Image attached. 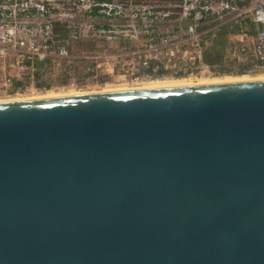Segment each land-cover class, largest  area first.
I'll return each mask as SVG.
<instances>
[{
	"label": "water",
	"instance_id": "obj_1",
	"mask_svg": "<svg viewBox=\"0 0 264 264\" xmlns=\"http://www.w3.org/2000/svg\"><path fill=\"white\" fill-rule=\"evenodd\" d=\"M0 264H264V79L0 103Z\"/></svg>",
	"mask_w": 264,
	"mask_h": 264
},
{
	"label": "built area",
	"instance_id": "obj_2",
	"mask_svg": "<svg viewBox=\"0 0 264 264\" xmlns=\"http://www.w3.org/2000/svg\"><path fill=\"white\" fill-rule=\"evenodd\" d=\"M79 18L115 46L74 54L55 24L74 37ZM75 59L124 85L264 72V0H0V100L25 91L38 66Z\"/></svg>",
	"mask_w": 264,
	"mask_h": 264
},
{
	"label": "rangeland",
	"instance_id": "obj_3",
	"mask_svg": "<svg viewBox=\"0 0 264 264\" xmlns=\"http://www.w3.org/2000/svg\"><path fill=\"white\" fill-rule=\"evenodd\" d=\"M77 21L81 25L78 31H76L74 37H69V33L67 32L63 22L58 21V23L55 24L58 38L63 40L65 44L72 47L74 54L76 52L79 54H85L99 49L102 46H115V44H109V40L89 37L88 34L83 31V28L87 24V20L79 18ZM62 63V67L46 63L45 65L38 66L34 71H30V73L33 74V82L30 83L29 80L26 85V90L20 92L21 94L19 96L12 97L43 95L49 92L55 94L68 93L70 91L87 94V92H93V90L103 89V87H105L104 85L122 87V83L112 81V76L109 74L110 72L107 69L93 70L91 69L92 67L90 66V62L88 63L75 59L71 61V64H69L71 65V68H68V64L65 61ZM246 75H250L252 77H264V72Z\"/></svg>",
	"mask_w": 264,
	"mask_h": 264
},
{
	"label": "bare ground",
	"instance_id": "obj_4",
	"mask_svg": "<svg viewBox=\"0 0 264 264\" xmlns=\"http://www.w3.org/2000/svg\"><path fill=\"white\" fill-rule=\"evenodd\" d=\"M264 79V77H252L250 75H239V76H229L225 75L222 77H212V78H180V79H159L143 82L140 84L134 85H124L122 87H115L111 85H104L103 89L93 90V92H103V91H116V90H129V89H142V88H154V87H167V86H180V85H193V84H206V83H219V82H232V81H244V80H257ZM196 82V83H195ZM120 86V85H118ZM125 86V87H124ZM134 87V88H133ZM87 92V93H93ZM85 93V92H84ZM81 92H68V93H52L49 92L43 95H29L26 97H9L6 99L0 100V103H8V102H16V101H26V100H42V99H51V98H59V97H67L80 95Z\"/></svg>",
	"mask_w": 264,
	"mask_h": 264
},
{
	"label": "trees",
	"instance_id": "obj_5",
	"mask_svg": "<svg viewBox=\"0 0 264 264\" xmlns=\"http://www.w3.org/2000/svg\"><path fill=\"white\" fill-rule=\"evenodd\" d=\"M221 48H222L221 45L215 44V46L212 50L213 52L207 58V61L210 63H214L215 61L219 60V58L221 57V54H222Z\"/></svg>",
	"mask_w": 264,
	"mask_h": 264
}]
</instances>
